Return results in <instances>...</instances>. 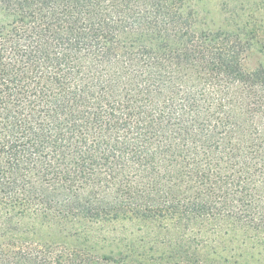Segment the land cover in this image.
<instances>
[{
  "label": "trees",
  "instance_id": "1",
  "mask_svg": "<svg viewBox=\"0 0 264 264\" xmlns=\"http://www.w3.org/2000/svg\"><path fill=\"white\" fill-rule=\"evenodd\" d=\"M193 1L0 0V264H237L188 238L117 258L37 236L59 215L264 229V67L244 65L264 0L218 29Z\"/></svg>",
  "mask_w": 264,
  "mask_h": 264
},
{
  "label": "rangeland",
  "instance_id": "2",
  "mask_svg": "<svg viewBox=\"0 0 264 264\" xmlns=\"http://www.w3.org/2000/svg\"><path fill=\"white\" fill-rule=\"evenodd\" d=\"M192 6L202 24L209 29L226 27L227 19L230 17L233 23L238 15L250 19L261 18V0H195ZM231 28L234 29L233 26ZM258 33L261 37V32ZM244 65L249 71L264 67V49L261 44L247 47ZM59 217V225L54 226L47 224L51 217L39 219L36 223L37 236L42 240L72 244L81 233V237L96 247L98 253L114 254L117 258L120 253L145 258L153 252L147 250L148 255H142L143 250L152 247L156 242L158 249H162L179 238H188L215 245L222 255L227 257L233 254L230 258L232 262L236 260L237 264H264V229L249 232L238 229L235 234H230L228 239H224L225 237L212 235L213 231L210 229L204 234H196L192 228L183 229L170 215L164 219L143 216L142 219L120 217L112 221L105 218H80V215ZM26 221L30 222L28 219ZM142 246L146 247L143 249ZM158 249L157 252L160 253Z\"/></svg>",
  "mask_w": 264,
  "mask_h": 264
}]
</instances>
